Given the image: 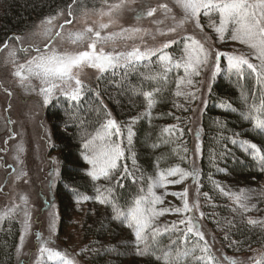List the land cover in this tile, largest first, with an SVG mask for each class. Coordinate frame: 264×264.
<instances>
[{
    "label": "trees",
    "instance_id": "1",
    "mask_svg": "<svg viewBox=\"0 0 264 264\" xmlns=\"http://www.w3.org/2000/svg\"><path fill=\"white\" fill-rule=\"evenodd\" d=\"M78 2L0 0V47L12 37L33 28L37 22ZM182 48L180 39L166 51L175 59L181 56ZM163 75L162 66L155 57L150 62L132 67L121 66L114 72L109 70L101 74L95 86L87 87L90 91H85L81 101L74 104L59 97L46 108L52 131V149L60 160L55 194L62 222H69L76 212L82 214V231L89 241L90 264H163L156 259L159 252L155 255L138 254L133 229L114 218L110 204L94 199L96 188H113L123 209L140 194L141 187L147 190L149 177H155L158 172L169 168L190 170L192 135L189 119L194 100H190L192 96L189 95H175L178 77L184 75L182 68L173 67L166 74V81L159 78ZM157 88V102L148 109L143 92ZM181 90L191 93V86H184ZM261 97H264V83L257 84L250 70H246L245 76L240 78L235 73L230 74L226 66L213 82L202 116L199 171L201 191L208 196L206 219L209 226L220 234L227 251L236 254L264 247V166L251 151H244L240 143H255L264 154V132L257 131L252 120L245 118L249 106L253 103L259 105ZM222 103L225 107H220ZM108 118L116 120L124 129L131 124L134 135L130 146L127 141L123 142L125 157L120 161L113 179L101 177L94 181L86 174L90 165L82 158V135L94 133ZM133 118H136L135 122ZM81 121L84 122L83 127L80 126ZM73 122L76 126H71ZM167 126L175 127L167 133L164 131ZM125 164L137 177V182L133 183L130 177H126L121 181L124 186L119 187L115 177L123 172ZM141 176L144 178L142 182L139 179ZM217 184L223 192L216 187ZM241 190H245L244 195L248 197L242 200L249 207L247 212L235 200L236 195H241ZM77 192L93 199L82 201ZM250 219L259 223L249 224ZM154 225L163 233L157 237L159 247L176 242L172 247L173 255L197 244L192 235L185 242L180 231L171 230L172 224L158 225L154 221ZM165 227L170 230L164 232ZM19 236L18 220H7L0 229V264H16ZM226 236L228 239H225ZM203 246L204 242L200 241L199 247ZM201 254L197 248L194 253L181 256L179 264H203L194 259Z\"/></svg>",
    "mask_w": 264,
    "mask_h": 264
},
{
    "label": "rangeland",
    "instance_id": "2",
    "mask_svg": "<svg viewBox=\"0 0 264 264\" xmlns=\"http://www.w3.org/2000/svg\"><path fill=\"white\" fill-rule=\"evenodd\" d=\"M117 4L121 6L111 7ZM164 4L171 9V12H166L160 7ZM152 8L157 9L153 16L137 17L136 13L140 10L147 11ZM53 17L54 19L49 23V19ZM182 17L183 11L175 0H79L72 7L71 24L65 25V20L69 19L68 9H65L54 16L44 18L33 28L15 36L19 39L7 41L5 43L7 47L5 44L0 47V216H4L0 219V229L9 219H17L19 222L20 236L16 264H61V262L48 261L47 253L41 256L39 249L42 244L53 250L65 252L75 264H90V247L82 231V214L76 212L69 218V222L63 223L55 194L60 160L52 149V131L46 108L52 100L64 96L57 92L46 105L39 91L40 81L31 78L30 81L21 84L20 78L14 75L17 66L36 56L38 53L35 49L43 50L44 45L49 41L59 52L76 53L89 50L88 44L91 43L90 37L93 34L86 33L83 39L76 43L72 42L76 33L84 32L89 27L94 31H101L102 37L117 34L112 39L97 43V50L103 47L105 52L130 51L134 47H139L141 50L159 48L170 40L179 41L184 36L191 35L214 51L245 55L252 63H258L247 45L232 40L228 34H225L223 40L219 38L212 24L213 21L218 22L217 16L206 17L201 14L200 24L203 26V31L190 20L177 27ZM101 24L109 26L100 29ZM61 25L64 27L61 28ZM172 27H176L175 32L168 31ZM46 29L50 30L47 34H45ZM122 29H140V31L122 32ZM57 32L60 33L59 36L54 35ZM205 37H207L206 42ZM13 51L15 56H10L9 52ZM226 66L225 57L221 59L220 71L217 72L215 65L210 63L200 69L199 76L192 77L194 83L191 86V93L195 96L190 97V100H194V104L189 119V130L192 135L189 145L191 150L189 172L195 168L198 176L195 179L189 176L180 183H169L165 187L154 189L163 200V203L156 205L157 209L182 208L183 199L172 193H183L185 189H187L186 198L189 206L196 204V208L190 213L165 212L158 216L155 222L158 225L172 224L194 215L201 225L211 255L216 257L213 264H232V258H236L240 264H252L250 257L261 259L264 247L243 254L227 251L220 234L207 222L208 196L201 191L199 161L202 116L209 100V86L212 87L214 80ZM213 72H216L215 76ZM101 74L97 69L85 65L80 70V79L87 87L95 86ZM121 127L124 129V126ZM113 139L122 140L123 146V142L127 141L126 131L124 137H113ZM198 146L199 150H197ZM21 148L23 151L20 150ZM168 179H179V176ZM201 213H203L202 217ZM179 226L181 229L185 227Z\"/></svg>",
    "mask_w": 264,
    "mask_h": 264
},
{
    "label": "snow or ice",
    "instance_id": "3",
    "mask_svg": "<svg viewBox=\"0 0 264 264\" xmlns=\"http://www.w3.org/2000/svg\"><path fill=\"white\" fill-rule=\"evenodd\" d=\"M77 0H73L75 4ZM176 4L183 11V17L179 20L177 27L182 25L185 21H192L197 28L203 31V26L200 24L201 14L206 17L213 15L218 17V22L213 21V27L219 38L223 40L225 34L230 35L232 40L239 41L240 43L247 45L251 50V55L258 61V63H252L250 59L245 55H235L231 53H222L214 51L210 47H206V44L197 40L194 36L187 35L182 38L183 48L182 54L179 58H175L167 49L171 48L174 44L178 43L176 40H170L164 43L159 48H145L141 50L139 47H134L130 51H108L105 52L101 47L97 50V43H103L109 39H112L115 33L108 36H101V31L95 30L91 27L84 30V32L76 33L75 39L72 40L76 43L78 40L84 38L86 33L93 34L91 43L88 44L87 51H79L76 53L71 52H59L51 46V41L44 45L43 50L40 48L35 49L38 53L36 56L27 60L25 63L19 64L14 71V75L20 78L21 84L25 81H30L31 78H36L40 81L41 87L40 93L43 95L44 103L47 105L53 96L59 92L67 100H70L74 104L81 101L85 91H90L84 82L80 79V70L83 66L87 65L91 68L97 69L100 73H107L109 70L113 72L118 67H132L136 64H141L146 61H152L153 57L162 66L164 75L159 77L160 79L167 80V73L172 68L183 69L184 75L178 77L176 96L189 95L194 97V93H185L181 89L184 86H193V76L200 75V69L214 64L216 71H220V62L222 58L227 59L228 72L235 73L238 77L243 78L245 71L250 70V74H254L257 84L264 83V0H175ZM121 5H112V8H119ZM166 12H171L166 4L161 5ZM156 8L149 9L147 11L140 10L136 13L138 18L145 15L153 16L156 12ZM69 19L65 20V25L72 23V5L68 6ZM50 18L49 23L51 20ZM108 24H101L100 29L108 28ZM61 28L64 25L60 26ZM50 31L46 29L45 34ZM122 32H139L140 29H122ZM169 32H175L176 27L168 29ZM59 36L60 33L54 34ZM54 38V37H53ZM11 39H19L18 37H12ZM205 42L207 37L204 38ZM7 47V44H5ZM42 53V54H41ZM10 56H15V52H9ZM216 72H213V76ZM149 79H157V77H149ZM209 91L211 87L209 86ZM159 89L153 91L143 92V96L147 102V108L151 109L157 102L155 96L158 94ZM99 96V93H97ZM206 103V101H205ZM220 107H225L222 103ZM256 113V115H253ZM111 117V114L108 113ZM264 97L260 98L259 105L253 103L249 106V110L245 115V118L251 119L253 126L259 132H264ZM70 120L73 117H69ZM136 118H133L135 122ZM71 126H76L75 123ZM81 127L84 126V122L81 121ZM175 126H167L164 131L171 133ZM126 131V139L128 145L132 143V137L134 135L131 124L127 125L126 129L122 127L112 118H108L94 133H84L82 135V158L90 165L87 171V176L92 180H99L103 177L106 180H112L113 174L120 166V161L125 157V148L122 146V140H114L113 137H124ZM198 134V133H197ZM234 144L235 140L232 141ZM241 147L244 151H251L264 166V154L261 149L255 143L249 141H241ZM23 151V149H20ZM199 150V146L198 149ZM124 170L118 176L115 177L116 184L119 187H123V181L126 177H130L133 183L137 182V177L129 171L127 165L123 166ZM179 176V179H168V177ZM191 176L195 179L198 176V172L195 168L191 172L185 171L178 167L169 168L166 171H160L155 177L148 178L147 190L143 187L140 189V194L133 197L130 202L122 209L117 202V198L114 194L113 188H96L97 195L94 199L102 204H110L113 209L114 218L121 220L127 227L133 229L136 250L140 255L151 253L156 255L158 261H163V264H179L181 256H188L194 253L197 248L202 253L198 257H194L197 261L203 262V264H213L216 257L209 254L210 247L207 241L204 239V233L201 231V225L197 218L192 215L186 219L175 221L171 225L172 231H180L183 234V240L187 242L189 235L191 234L196 238L197 244L191 249L185 248L183 252L177 251L173 255L172 247L176 244L175 241H171L166 247H159L157 237L162 235L161 230L154 225L155 219L163 215L165 212L174 213H190L194 212L196 204L192 207L189 206L187 200V189L183 193H172L183 199V207L175 208H160L157 209L156 205L163 203L162 197L157 195L154 191L157 187H165L166 184L180 183L182 180ZM140 181H143L141 176ZM223 192V188L219 184L216 185ZM199 191V189H197ZM245 190H241V195H236L235 200L239 204V207L244 212L249 211V207L242 202L247 200V195H244ZM107 193V195H105ZM80 200L87 201L93 199L88 195H83L79 192L76 193ZM230 195L229 193H225ZM207 196V193L204 194ZM15 207V206H14ZM255 207V206H253ZM126 209V210H125ZM10 214V213H8ZM7 215V214H5ZM27 216V213H25ZM203 213H201V217ZM4 216H0L3 219ZM249 224L255 225L259 223L256 220H249ZM179 225H184L183 229L179 228ZM170 229L165 227L164 232H168ZM23 239V237H21ZM225 239H228L226 236ZM203 241L204 246L199 247V242ZM231 243H238L232 241ZM231 246V244H230ZM40 254L43 256L47 253L48 261L61 262V264H75L73 259H69L67 254L60 250H53L50 247L41 245ZM252 264H264V254L261 259H257L255 256L250 257ZM232 264H240L236 258H232Z\"/></svg>",
    "mask_w": 264,
    "mask_h": 264
}]
</instances>
